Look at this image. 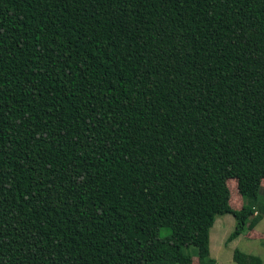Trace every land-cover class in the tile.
<instances>
[{
    "label": "trees",
    "instance_id": "obj_1",
    "mask_svg": "<svg viewBox=\"0 0 264 264\" xmlns=\"http://www.w3.org/2000/svg\"><path fill=\"white\" fill-rule=\"evenodd\" d=\"M263 180L264 0H0V264H217Z\"/></svg>",
    "mask_w": 264,
    "mask_h": 264
},
{
    "label": "rangeland",
    "instance_id": "obj_2",
    "mask_svg": "<svg viewBox=\"0 0 264 264\" xmlns=\"http://www.w3.org/2000/svg\"><path fill=\"white\" fill-rule=\"evenodd\" d=\"M264 185V180L262 181ZM231 188V196L237 197L239 205L233 208L241 207L242 200L237 196L236 182L231 180L228 182ZM263 190V189H262ZM260 190L259 197L264 199V193ZM235 228V219L230 214H223L216 217L213 226L210 229V254L216 259L217 264H237L233 260V252L235 249L256 255L260 257L264 263V216L257 226L247 234H241L232 241H227L228 236ZM164 232V231H163Z\"/></svg>",
    "mask_w": 264,
    "mask_h": 264
}]
</instances>
